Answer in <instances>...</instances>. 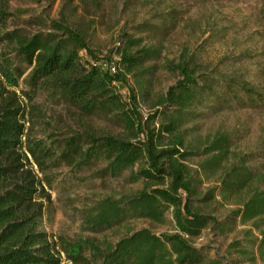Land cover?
Returning <instances> with one entry per match:
<instances>
[{"label":"trees","instance_id":"trees-1","mask_svg":"<svg viewBox=\"0 0 264 264\" xmlns=\"http://www.w3.org/2000/svg\"><path fill=\"white\" fill-rule=\"evenodd\" d=\"M8 1L0 0V264L264 262V152L247 153L223 168L217 194L236 208L219 220L202 210L215 189L203 193L199 185L201 174L216 173L231 138L216 135L197 151L187 141L186 127L207 109H264V83L202 69L182 51L177 61L163 64L177 79L152 97L155 66L146 64L159 57L160 49L145 41L166 33L173 11L156 13L158 24L135 25L141 35L123 31L101 55L85 31L67 21L41 16L35 20L40 29L32 33L10 26ZM40 95L82 116H99L118 132L83 124L60 127L35 102ZM143 104L149 107L146 113ZM194 155L207 156L197 168L188 163ZM94 167L97 177L127 171V181L141 186L82 206L83 231L118 232L130 219L164 223L167 214L174 231L127 228L113 240L69 239L41 229L58 170L67 169L80 181L78 174ZM235 222L246 226L242 240L227 245L237 259L209 255L207 247L191 242L207 227L223 233Z\"/></svg>","mask_w":264,"mask_h":264},{"label":"rangeland","instance_id":"rangeland-1","mask_svg":"<svg viewBox=\"0 0 264 264\" xmlns=\"http://www.w3.org/2000/svg\"><path fill=\"white\" fill-rule=\"evenodd\" d=\"M7 10L12 14L10 26L19 27L25 33L40 29L35 20L41 16L63 20L73 27L83 29L92 47L101 55H106L118 42L124 31L141 35L135 25L160 23L158 12H170L171 20L165 34L152 36L146 45L157 46L159 57L148 62L155 66L152 78V97L166 91L177 77L163 68L166 59L177 61L182 53L190 57L202 69L216 70L231 76L264 83V0H9ZM132 83V80H129ZM125 88H121L124 93ZM151 100H149L150 102ZM36 103L50 115L60 127L77 125L91 126L105 133L115 134L118 128L105 119L82 116L73 108L64 107L48 100L45 95L36 98ZM149 110L142 105V112ZM190 127L187 141L201 151L205 142L219 134L231 138V148L213 176L201 174L199 189L204 193L215 189V197L202 207L204 213L224 218L236 208L232 201H222L217 194L218 180L223 168L238 163L247 153L264 152V109L235 106L224 110H205L203 117L186 123ZM206 155L189 157L188 163L197 168ZM259 159L250 162L254 166ZM60 169L61 175L50 189V202L44 210L41 229L53 235L66 238L98 236L117 239L127 228H148L156 234L173 232L170 216L164 223H154L145 219H130L118 232L112 230L101 234L83 231L81 209L91 200L105 196L129 193L141 183H129L128 172L116 177H97L95 167L78 175L80 181ZM217 187V188H216ZM242 226L235 222L223 233L207 227L192 239L198 248L207 247L208 254L237 259V255L227 250L232 240H242ZM116 233V234H115ZM236 264H264L256 258L254 262L244 260Z\"/></svg>","mask_w":264,"mask_h":264}]
</instances>
